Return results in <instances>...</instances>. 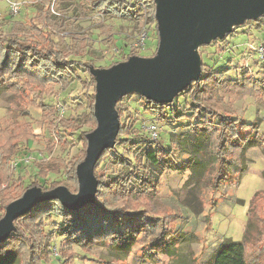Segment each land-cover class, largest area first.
<instances>
[{
	"label": "trees",
	"instance_id": "obj_1",
	"mask_svg": "<svg viewBox=\"0 0 264 264\" xmlns=\"http://www.w3.org/2000/svg\"><path fill=\"white\" fill-rule=\"evenodd\" d=\"M85 1L89 9L101 16L115 18L130 16L133 5L144 3L148 7V25H155L158 28L155 0ZM38 3L41 8L34 18L24 25L25 29L12 28L9 34L0 32V92L8 90L15 95L18 93L19 106L25 117L30 115L31 107L40 109L43 118H46L47 122L49 120V129L64 148L74 144V141L68 140L73 139L75 132L82 130L83 125H87L89 131L81 133L79 143L82 148L79 156L68 164L58 158L49 159L39 171L38 181L26 186L24 178L19 177L18 184L14 183L12 191L10 189L2 191L0 210L5 215L8 208L30 190L47 193L65 187L72 195H77L80 190L77 169L87 157L89 136L98 128L95 117L97 80L92 73L94 64H81L73 60L88 53L74 37L66 38L63 35L67 27L56 21L51 13L52 0H40ZM140 24L143 26L145 22L142 21ZM157 42L160 47L159 32ZM75 64L80 65L91 76L87 86L94 88V94H86L89 97V112L83 116L79 124L73 118L57 122L56 118H52L53 112L46 106L38 104L37 100L45 95H53L57 85L65 88L70 85L72 79H78L77 71L72 68ZM227 73V70L206 73L204 79L202 75L205 71L202 68L199 79L193 80L182 91L189 89V97L199 100L200 103L187 107L181 113L177 108L182 101L179 98L180 94L171 102H158L141 96L143 111L154 120L164 123L171 115L180 120H189L188 132L170 135V150L164 149L159 141H139L141 137L139 131L130 129L127 123L121 124L125 110L121 107V99L118 100L115 108L120 124L119 133L114 146L106 147L102 151L93 168V175L97 181L94 201L78 210H71L57 198L48 199L15 217L12 222L13 230L0 241V264H72L75 256L74 247L82 250L104 247L113 253H122L121 256L125 259L124 257L129 255L139 242V238L143 236L147 239V243H144L145 255L150 259L162 254L174 256L175 264H180L177 260L180 259L179 248L169 245L172 240L171 230L168 229L169 215L163 212V217H156L150 213L147 198L154 197L159 186L153 168L161 167V171L192 173L200 168L207 176L204 189L207 188L216 194L224 183L235 178H239V183L244 177L250 160L249 149L258 148L264 154V140L259 137L258 122L248 124L231 111H226L222 100H218L211 90L214 85L227 90L230 94L260 97L259 84L249 80L227 84L224 81ZM31 88H34L32 96L31 93H27ZM30 98L32 100L29 101ZM27 100L30 104L24 105V101ZM32 138H35L34 132L31 125L26 122L14 121L0 128V172L19 154L22 143ZM146 142L154 147L144 148ZM116 145L125 151H131V156L116 157L115 161L122 165L124 170L115 179H110L105 175L102 165L111 157ZM176 154H188L191 159L180 164ZM199 157L202 158V162H199ZM61 169L66 170L65 182L52 183L49 189L46 188L49 174H59ZM263 206L264 191H257L249 208L252 216L248 219L243 241L234 242L226 239L210 264L264 262ZM52 216L62 222L55 229V233L66 240L60 246L62 253L60 258L53 256L52 249L57 245L54 243L53 234L46 232V221ZM3 218L4 215L0 217V221ZM252 246L255 263L249 259L248 251ZM183 260L186 261L183 264H189L186 259H181ZM108 264H121V261Z\"/></svg>",
	"mask_w": 264,
	"mask_h": 264
},
{
	"label": "rangeland",
	"instance_id": "obj_2",
	"mask_svg": "<svg viewBox=\"0 0 264 264\" xmlns=\"http://www.w3.org/2000/svg\"><path fill=\"white\" fill-rule=\"evenodd\" d=\"M39 1L0 0V32L9 34L12 28L25 29L27 22L34 18L41 8ZM14 5L18 7L17 12L12 9ZM131 9L130 16L115 18L103 17L89 9L85 0H52L50 7L56 21L67 27L63 35L66 38L74 37L88 53L73 60L81 64L93 63L94 76L96 71L110 72L113 67L132 60L157 63L161 55L157 45L159 30L155 25L149 26L147 23L148 7L144 3H139L133 5ZM142 21L145 22L143 26L140 24ZM263 45L264 12L236 23L229 33L207 40L196 49L195 55L200 66L199 76L202 68L205 71L202 75L204 79L206 73L227 70L228 73L224 77L227 84L244 80L259 84L260 97L230 94L227 90L214 85L211 90L218 100H222L226 111H231L248 124L258 122L259 137L264 140V55L259 49ZM72 68L77 71L79 78L72 79L70 85L65 88L57 85L53 95H45L38 99L37 103L50 109L54 115L52 118H56L57 122L73 118L79 124L83 116L89 112V97L86 94L93 95L94 88L87 86L91 76L80 65L75 64ZM188 92L189 89L179 93L182 101L177 108L180 113L187 107L200 103L199 100L190 98ZM27 93H31L32 96L34 88L28 89ZM141 96L137 90H128L120 98L121 107L125 110L121 124L127 123L130 129L139 131L141 136L139 141H159L164 149L170 150V135L188 132L189 120H180L171 115L166 122H158L143 111ZM18 97V93L15 95L8 90L0 92V128L14 121L26 122L31 125L35 138L23 142L19 154L0 172V201L2 191L9 189L12 191L14 183L18 184L19 177L24 178L26 186L38 181L37 175L49 159L58 158L68 164L78 157L82 148L79 143L81 133L89 131V127L83 125L82 130H77L73 139L68 140L74 141V144L64 148L49 129V120L47 122V119L43 118L40 109L31 107L29 116L22 115ZM29 104L28 100L24 101V105ZM150 124H156L158 128L157 139L153 138L147 129ZM114 143L110 147H113ZM153 147L147 142L144 146L147 149ZM28 156L31 157L28 164L19 165L18 169L13 167L14 162ZM117 156L129 158L131 151H125L116 145L111 157L102 165L105 175L110 179H115L124 170V167L115 161ZM248 157L249 164L241 181L238 183L239 178H235L233 182L224 183L216 194L207 188L204 189L207 176L200 168H197L195 173L161 171V167L153 168L159 186L155 196L147 198L150 213L156 217H163V212L169 215L168 229L171 230L172 236L169 245L179 248L180 259L177 260L180 264L186 262L181 259H186L189 264H210L226 239L234 242L243 241L248 219L252 216V212L251 214L249 212L251 201L257 191H264V154L258 148H251ZM176 158L180 164L191 159L188 154H176ZM202 161L199 157V162ZM66 176L65 169H61L59 174L50 173L46 188L49 189L52 183L65 182ZM41 182L43 183V180ZM262 211L264 212V206ZM3 215L5 217L7 214L0 210V217ZM61 223L59 218L53 216L46 221V232L53 234L54 243L57 245L52 249L53 256L57 258L62 257L60 246L66 242L55 233V229ZM12 229V221H7L0 230V238H4ZM139 239L125 259L122 258V253H113L104 247H91L87 250L74 247L75 256L72 264H108L113 261H121V264H175L174 256L160 254L150 259L145 255L144 243H147V239L145 236ZM251 248L254 246L248 251L249 259L255 263L253 260L255 254Z\"/></svg>",
	"mask_w": 264,
	"mask_h": 264
},
{
	"label": "water",
	"instance_id": "obj_3",
	"mask_svg": "<svg viewBox=\"0 0 264 264\" xmlns=\"http://www.w3.org/2000/svg\"><path fill=\"white\" fill-rule=\"evenodd\" d=\"M155 4L161 50L157 63L151 65L132 60L113 67L110 72L99 70L94 73L98 128L89 136L87 157L77 169L79 193L72 195L65 187L47 193L30 190L33 192H27L8 208L7 215L0 221V230L7 221L13 222L15 217L48 199L57 198L71 210L93 202L97 188L93 168L102 151L113 145L119 133L117 101L135 88L146 98L171 102L200 77L195 53L197 43L204 35L218 33L221 36L231 23H239L264 12V0H155Z\"/></svg>",
	"mask_w": 264,
	"mask_h": 264
},
{
	"label": "built area",
	"instance_id": "obj_4",
	"mask_svg": "<svg viewBox=\"0 0 264 264\" xmlns=\"http://www.w3.org/2000/svg\"><path fill=\"white\" fill-rule=\"evenodd\" d=\"M12 9H13V11L17 12L18 7H16L14 5L12 7ZM259 49L261 50V54L264 55V45L261 46ZM147 129L149 130V132L151 133L153 138H155V139L158 138V132H157L158 128H157L156 124H150ZM30 160H31V157H29V156L28 157H24V158H22V159H20V160H18L16 162H14L13 163V167L15 169H17L20 164H23V165L24 164H28L30 162Z\"/></svg>",
	"mask_w": 264,
	"mask_h": 264
},
{
	"label": "bare ground",
	"instance_id": "obj_5",
	"mask_svg": "<svg viewBox=\"0 0 264 264\" xmlns=\"http://www.w3.org/2000/svg\"><path fill=\"white\" fill-rule=\"evenodd\" d=\"M236 23H231L230 25H229V27H228V29L224 32V33H227L228 31H230L233 27H234V25H235ZM217 35H219L218 33H214V34H210V33H208V34H206V35H204L199 41H198V43H197V47L196 48H199L201 45H203L207 40H212L213 38H215ZM151 65H154L155 63L153 62V63H150ZM130 90H135V88H131Z\"/></svg>",
	"mask_w": 264,
	"mask_h": 264
}]
</instances>
